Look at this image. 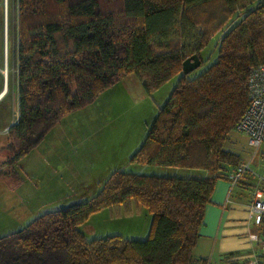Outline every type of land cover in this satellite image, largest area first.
Returning a JSON list of instances; mask_svg holds the SVG:
<instances>
[{
    "label": "trees",
    "instance_id": "trees-1",
    "mask_svg": "<svg viewBox=\"0 0 264 264\" xmlns=\"http://www.w3.org/2000/svg\"><path fill=\"white\" fill-rule=\"evenodd\" d=\"M7 1V61L14 60L18 92L9 164L121 75L134 73L151 92L180 74L131 159L205 174L114 170L87 200L0 235V264H208L192 250L216 180L242 163L224 142L248 105L249 74L264 61V0H15L12 27ZM215 35L216 59L183 74V60L196 53L202 64L201 49ZM131 205L151 214L144 240L86 241L78 230L99 209Z\"/></svg>",
    "mask_w": 264,
    "mask_h": 264
},
{
    "label": "rangeland",
    "instance_id": "rangeland-1",
    "mask_svg": "<svg viewBox=\"0 0 264 264\" xmlns=\"http://www.w3.org/2000/svg\"><path fill=\"white\" fill-rule=\"evenodd\" d=\"M4 2V7L0 4V91L5 66L1 12L4 9L6 22L8 7V1L6 7ZM13 9L17 10V4L9 0L11 27ZM218 37L213 36L201 49L204 62L192 70L190 76L197 75L216 59ZM11 40L17 41V36L12 34ZM6 64L7 92L0 96V170L4 171L0 176V235L24 227L45 211L87 200L114 170L177 177L205 174L186 167L147 165L131 159L180 74L171 76L151 92L145 90L134 73L121 75L92 101L64 114L36 147L9 164L11 157L5 147L8 128L18 116V92L13 58L9 67L8 61ZM224 148L241 156V164H248L237 182L244 179L264 190V142L253 146L246 134L233 130ZM115 211L114 207H104L90 214L78 226L84 239L90 241L112 235L130 240L147 238L152 218L145 207L131 205L130 210Z\"/></svg>",
    "mask_w": 264,
    "mask_h": 264
},
{
    "label": "crops",
    "instance_id": "crops-1",
    "mask_svg": "<svg viewBox=\"0 0 264 264\" xmlns=\"http://www.w3.org/2000/svg\"><path fill=\"white\" fill-rule=\"evenodd\" d=\"M242 181L231 184L229 179H217L211 200L204 207L192 253L208 264H264L260 248L264 224H254L248 212L258 187Z\"/></svg>",
    "mask_w": 264,
    "mask_h": 264
},
{
    "label": "built area",
    "instance_id": "built-area-1",
    "mask_svg": "<svg viewBox=\"0 0 264 264\" xmlns=\"http://www.w3.org/2000/svg\"><path fill=\"white\" fill-rule=\"evenodd\" d=\"M248 105L234 130L246 134L253 146L264 142V61L255 65L247 79ZM248 164H240L229 175L231 184L236 183ZM250 220L256 224H264V190L255 189L252 200L248 205ZM261 253L264 254V235L260 240Z\"/></svg>",
    "mask_w": 264,
    "mask_h": 264
},
{
    "label": "water",
    "instance_id": "water-1",
    "mask_svg": "<svg viewBox=\"0 0 264 264\" xmlns=\"http://www.w3.org/2000/svg\"><path fill=\"white\" fill-rule=\"evenodd\" d=\"M7 36H6V27L4 30V52H5V66H6V57H7ZM201 64L199 56L194 53L186 57L182 62V73L187 74L197 68ZM7 92V77L4 76V82L2 90L0 91V96L4 95Z\"/></svg>",
    "mask_w": 264,
    "mask_h": 264
},
{
    "label": "bare ground",
    "instance_id": "bare-ground-1",
    "mask_svg": "<svg viewBox=\"0 0 264 264\" xmlns=\"http://www.w3.org/2000/svg\"><path fill=\"white\" fill-rule=\"evenodd\" d=\"M4 4H5V7H6L7 0H5ZM5 15H6V17H7V11H5ZM6 19H7V18H5V20H6ZM4 23L6 24V36H7V21L4 22ZM4 28H5V26H4ZM4 59H5V57H4ZM6 62H7V57H6ZM2 72H3L4 76H5V74H6V77H7V64H6V66H4V68L2 69Z\"/></svg>",
    "mask_w": 264,
    "mask_h": 264
}]
</instances>
